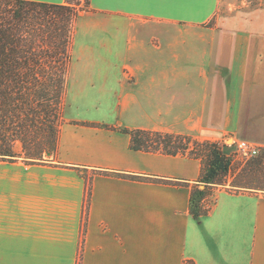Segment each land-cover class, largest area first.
<instances>
[{
  "label": "crops",
  "instance_id": "1",
  "mask_svg": "<svg viewBox=\"0 0 264 264\" xmlns=\"http://www.w3.org/2000/svg\"><path fill=\"white\" fill-rule=\"evenodd\" d=\"M71 54L57 156L0 160V264H264V191L195 218L201 160L122 132L262 150L264 0H90Z\"/></svg>",
  "mask_w": 264,
  "mask_h": 264
},
{
  "label": "trees",
  "instance_id": "2",
  "mask_svg": "<svg viewBox=\"0 0 264 264\" xmlns=\"http://www.w3.org/2000/svg\"><path fill=\"white\" fill-rule=\"evenodd\" d=\"M89 9L90 0H0V160L43 163L57 156L75 21ZM122 132L130 136L134 150L188 153L201 160V174L190 195L195 218L208 214L217 187L264 191V148L235 168L220 141L140 128ZM184 264L195 262L187 259Z\"/></svg>",
  "mask_w": 264,
  "mask_h": 264
},
{
  "label": "built area",
  "instance_id": "3",
  "mask_svg": "<svg viewBox=\"0 0 264 264\" xmlns=\"http://www.w3.org/2000/svg\"><path fill=\"white\" fill-rule=\"evenodd\" d=\"M235 151L243 158L249 159L259 155L261 149L247 141H237L235 144Z\"/></svg>",
  "mask_w": 264,
  "mask_h": 264
},
{
  "label": "rangeland",
  "instance_id": "4",
  "mask_svg": "<svg viewBox=\"0 0 264 264\" xmlns=\"http://www.w3.org/2000/svg\"><path fill=\"white\" fill-rule=\"evenodd\" d=\"M233 141L231 139H229L227 142H224V144H226V152L228 154H230L232 157H233V160H234V165H235V168L236 167H239L241 166L242 164H244V162L247 160L246 158H243L242 156L238 155L235 151V146L232 144ZM232 144V145H231ZM16 149L18 151H23V146H22V143L21 142H18L16 144ZM21 160H23L22 158H19ZM233 179V177H229V180L231 181ZM212 201L214 202L213 198H212ZM212 203V202H211ZM213 205V204H212Z\"/></svg>",
  "mask_w": 264,
  "mask_h": 264
}]
</instances>
